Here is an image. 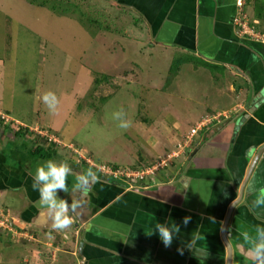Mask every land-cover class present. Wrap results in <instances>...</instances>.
I'll return each mask as SVG.
<instances>
[{
    "label": "crops",
    "instance_id": "crops-1",
    "mask_svg": "<svg viewBox=\"0 0 264 264\" xmlns=\"http://www.w3.org/2000/svg\"><path fill=\"white\" fill-rule=\"evenodd\" d=\"M100 1L134 15L127 21L132 29L126 32L128 38L136 42L148 38L150 46L165 50L175 47L180 54L191 52L242 83L229 84L228 90H205L204 78H210L211 73L199 68L198 72L205 75L201 89L206 92L198 96L192 82L196 72L191 63L187 64L165 92L193 104L206 103L208 111L190 128L206 124L189 143V133L183 143L182 137L174 135V149L177 144L184 147L175 162L172 160L173 165L167 164L155 176L128 188L125 179L103 174L99 166L88 164L99 177L88 194V203L97 210L90 216L82 213L84 216L77 217L71 229L64 231L68 234L65 243L71 242L75 249L74 257L79 241L83 243L84 263L75 258V264H244L247 245L240 233H254L257 225L264 226V206L253 207L264 189V0H242L241 8L237 6L240 0ZM240 14L253 34L263 38L256 41L239 31L233 19L241 18ZM164 146L154 139L145 142L144 152L133 158L129 169L138 163L149 164L160 156L155 148ZM168 148L173 146L164 147L163 153ZM43 161L37 160L29 172L14 167L23 173V182L17 177L9 181L0 170L2 193H12L18 203L23 198L35 201L38 193L32 187L33 175ZM167 166L178 168L167 171ZM73 181L70 176V191ZM33 210H24L23 219L32 217ZM184 217H190L187 225ZM46 220L36 216L32 223L43 227ZM157 222L180 227L170 247H165L153 231ZM52 234L62 236L55 231Z\"/></svg>",
    "mask_w": 264,
    "mask_h": 264
},
{
    "label": "rangeland",
    "instance_id": "rangeland-1",
    "mask_svg": "<svg viewBox=\"0 0 264 264\" xmlns=\"http://www.w3.org/2000/svg\"><path fill=\"white\" fill-rule=\"evenodd\" d=\"M133 16L100 0H0V156L6 167L26 168L30 146L24 140L46 148L53 144L58 161L104 168L115 165L119 170L129 169L133 158L144 152V143L153 139L164 147L173 146L164 153V147H156L158 157L177 151L180 144L174 149V135L182 137L183 143L208 109L206 103L193 104L166 94V80L174 60L195 56L180 54L175 47L150 46L148 38L141 42L128 38L126 32L132 29L127 21ZM181 63L179 73L189 64ZM212 67L217 71L213 74L217 86L211 74L205 80L194 69L192 82L198 96L206 92L201 89L203 78L205 90L219 89L218 85L227 89L228 77L242 83L227 70ZM98 75L109 76V83L95 86ZM49 90L60 99L56 114H50L40 100ZM103 97L106 101L101 102ZM120 106L132 120L127 131L112 119ZM166 127L169 130L163 131ZM18 131L24 140L14 136ZM176 168L167 166V171ZM4 194L0 190V264L75 262L67 253L73 248L71 242L47 235V229L37 223H24L15 195ZM59 194L70 199L87 197ZM57 248L59 252L52 256Z\"/></svg>",
    "mask_w": 264,
    "mask_h": 264
},
{
    "label": "clouds",
    "instance_id": "clouds-1",
    "mask_svg": "<svg viewBox=\"0 0 264 264\" xmlns=\"http://www.w3.org/2000/svg\"><path fill=\"white\" fill-rule=\"evenodd\" d=\"M41 102L46 106L50 114H56L59 110L60 99L54 91H45L41 97ZM112 119L117 122V127L127 131L132 126L129 113L123 106L112 112ZM74 177L72 192L87 196L92 185L98 182L99 177L93 168L75 173L67 160L48 159L37 165L33 175L32 187L38 193L37 205L46 210L50 221L51 232H64L70 230L75 217L82 215L84 201L80 198L66 199L59 195L63 192L69 193L68 180ZM129 188V186H127ZM264 206V189L253 202L254 208ZM190 217H184L183 223L187 225ZM158 233L160 240L165 247L172 245L173 239L180 232V227L176 224L169 226L167 222H157L154 230ZM152 231V233H153ZM230 231V229H229ZM242 241L247 247L244 250V264H264V226L257 225L254 233L244 230L240 233Z\"/></svg>",
    "mask_w": 264,
    "mask_h": 264
},
{
    "label": "built area",
    "instance_id": "built-area-1",
    "mask_svg": "<svg viewBox=\"0 0 264 264\" xmlns=\"http://www.w3.org/2000/svg\"><path fill=\"white\" fill-rule=\"evenodd\" d=\"M244 3L242 0H240L237 4L239 8L242 7ZM241 18H237L235 21V24L239 31L243 35H247L251 37L252 39L258 41L260 40L259 35L256 36L253 34V31L248 27L246 22H244L245 16L240 14ZM238 31V30H237ZM206 124L201 123L198 126L192 128L190 130L189 136L187 140V143L190 142V139ZM184 145H180L177 151H172L170 154H166L165 157H157V160L155 162H151L149 165L142 164L138 166L135 169H125V170H113L111 168H104V167H98V169L104 174L111 176L113 178H123L125 179L126 183L130 187H135L136 184L142 181H145L146 179L150 178L151 176H155L156 172L165 168L167 164H170L172 160L181 153L179 149H183Z\"/></svg>",
    "mask_w": 264,
    "mask_h": 264
},
{
    "label": "trees",
    "instance_id": "trees-1",
    "mask_svg": "<svg viewBox=\"0 0 264 264\" xmlns=\"http://www.w3.org/2000/svg\"><path fill=\"white\" fill-rule=\"evenodd\" d=\"M255 12L257 13L256 9H255ZM256 13H254V14H256ZM256 17L257 16H255V18ZM181 61L183 63H184V61L187 62V63H191L193 65L194 69H198V67H201V66L203 68H205V69H210L209 71H210V73L212 75L213 83L216 85V81L215 80H217V77H216V75H213V74H217V71L213 69L212 65H210L207 62H204L202 60H199V59H197L195 57H180L177 60H174L173 63L171 64V69L169 70L170 73L168 74L167 80H166V86L167 87L169 86L168 84L170 82H172L171 80H173L176 77V75L179 73V68L181 67V64H182ZM216 69H222V68L216 67ZM109 80H110L109 76H106V75H100L99 76L98 75V77H96V79L94 80V83H95V86H99L100 84L109 83ZM229 84H234L235 85V81L229 79V77H228V86H229ZM217 88H219L221 90L222 89L223 90H228V88L226 89L225 87H222V86H219V85H218ZM104 101H106V100L103 97L101 102H104ZM0 120H3V118H1ZM14 136L15 137H21L24 140L23 133L21 131L15 132ZM22 142L24 144L30 146L29 147L30 148V150H29L30 157L29 158H31L33 160H35L37 158L40 159V160H44V161H46L48 159H55V160L58 159V155H57V152L55 150L56 148L53 147V144L51 145L52 148H50V147L46 148L44 145L38 144L37 142H30L29 144L27 143V140H24ZM68 163L70 165H72L73 168H77L79 166V163H76L74 161H68ZM84 165H86V164H84ZM86 167H88V166H86ZM113 168H116V167H113ZM93 170H95V169L93 168Z\"/></svg>",
    "mask_w": 264,
    "mask_h": 264
},
{
    "label": "flooded vegetation",
    "instance_id": "flooded-vegetation-1",
    "mask_svg": "<svg viewBox=\"0 0 264 264\" xmlns=\"http://www.w3.org/2000/svg\"><path fill=\"white\" fill-rule=\"evenodd\" d=\"M236 19H233V24L236 26V24H235V21ZM260 38H263L262 36H259ZM37 160H40V159H35V160H33V159H29V160H27L26 162H24L25 163V166H26V168H25V170L27 169V171L29 172L30 170H29V168L37 161ZM30 161H32V162H30ZM79 164H81V162H78ZM72 166V165H71ZM87 165H79L77 168H73V170H74V172L75 173H78V168H89V166L88 167H86ZM14 167H16V166H14ZM14 167H6V165H2V166H0V170H3L5 173V175H7L6 176V179H8L9 181L12 179V178H15V177H17V180L18 181H20V182H23V179H22V175H23V173H19L16 169L14 170ZM13 168V169H12ZM18 168V167H17ZM24 169V168H23ZM15 171V172H10V171ZM7 171H9V172H7ZM81 172V171H80ZM12 177V178H11ZM142 189V188H141ZM140 188H139V190H140V192L142 191ZM145 189V188H144ZM8 190H12L13 192H16V190L17 191H19V188H12V189H8ZM139 190L137 189V191L139 192ZM69 192H71V191H69ZM143 192V191H142ZM61 197H63L61 194H59ZM66 199H69L70 200V198H68V197H66ZM37 200H38V198L35 200V201H33V202H30L27 198H23L22 200H21V202L19 201V203H20V205L22 206V209H21V211H19V214H23V212H24V210L26 211V209H28L29 207L32 209H35V210H33V212H34V215L32 216V217H30L28 220H25V219H22V221L24 222V223H27V224H31L32 223V221H33V218L34 217H38V218H45V219H47L46 220V226H43V227H45L46 229H47V232L49 233V231H50V222H49V220H48V217H47V212H46V210H44V209H42V208H40L38 205H37ZM82 200L84 201V208H83V210H82V213L85 215V216H90L94 211H96L97 209H96V206L95 207H93L91 204H89L88 203V195H87V197H83L82 198ZM15 203H17V204H15V207H16V205H19V203H18V200H16V198H15ZM19 205V206H20ZM14 206V205H13ZM84 215H82V216H84ZM77 217H79V216H77ZM77 217H75V219L77 218ZM76 225H79L77 222H76ZM48 227V228H47ZM54 232V231H53ZM59 233H61L62 234V236H63V238H64V240L65 241H67V239H68V234L66 233V232H59ZM78 234L79 233H77V236H78ZM51 235H53L52 234V232H51ZM71 239V238H70ZM74 239V238H73ZM75 240V239H74ZM73 241V240H72ZM82 242L81 241H79V243H78V245H77V247H76V252H75V257L72 255V253L74 252V250L75 249H73V248H68V251H67V253H69V255H70V257H72L73 259H78V260H80L81 262H83L82 261V258H81V256H82V254H83V247H82ZM57 252H59V249L57 248ZM56 252V253H57ZM55 253V254H56ZM54 254V255H55ZM76 263V260H75V262H74V264ZM84 263V262H83Z\"/></svg>",
    "mask_w": 264,
    "mask_h": 264
},
{
    "label": "water",
    "instance_id": "water-1",
    "mask_svg": "<svg viewBox=\"0 0 264 264\" xmlns=\"http://www.w3.org/2000/svg\"><path fill=\"white\" fill-rule=\"evenodd\" d=\"M229 254H230V249H229ZM229 262V261H228Z\"/></svg>",
    "mask_w": 264,
    "mask_h": 264
}]
</instances>
